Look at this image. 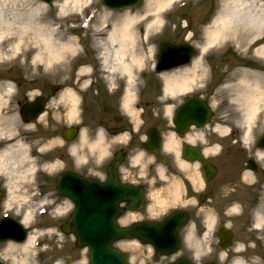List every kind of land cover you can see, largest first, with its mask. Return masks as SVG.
Wrapping results in <instances>:
<instances>
[{
	"label": "rangeland",
	"instance_id": "rangeland-1",
	"mask_svg": "<svg viewBox=\"0 0 264 264\" xmlns=\"http://www.w3.org/2000/svg\"><path fill=\"white\" fill-rule=\"evenodd\" d=\"M144 1L140 0L133 8L111 11L104 8L100 0H89L76 7V10H73L71 4L64 6V0H53L51 5H45L38 0H30L33 4L44 5L43 17L47 27L55 31L53 33L54 41L60 44H68L69 41H72L74 47V50L67 52L59 62L53 61L44 66L38 61L34 62L33 53L25 54L32 47L34 41V39L27 40V37H34L32 32L24 35L21 40H18L19 36L16 34L18 20H22V18L25 19V22L38 20L34 14H31L32 4L27 5L29 1L26 0H0L1 17L10 24L7 31L6 27H0V33L7 32L4 34L3 41L15 38L13 44L19 46V50L14 49L7 56L10 63L0 65V133L3 134V138H13L8 146L12 147V150H17L14 152L17 157L16 163L9 157L3 164H0V221L2 219L17 221L28 231L27 239L30 234L35 239L30 252H16L12 256L5 254L8 245H23L27 239L21 244L0 243V263L88 264L86 249L76 245V238L73 235L64 234L59 229L66 221L71 204L61 201L59 198L56 199L53 191L50 194L47 193V190H53L54 185L47 186V182H37L35 177L31 178V172L29 173L31 164L25 162L27 148H29L27 137H33V143L30 146H33L36 151L39 150L40 153L47 150V153L50 151L49 154H62L66 147L62 148L64 141L61 142L60 135L64 128L73 126L79 130L77 138L72 143L76 144L73 155L78 162H86L89 167L99 163L109 153L112 138L111 134L101 126V121L107 123L105 116L110 117V115L106 113L102 116V99L95 96L97 85L94 82L97 83L99 74L106 71L107 66L114 68L117 65L113 63L112 58H107L108 61L106 58H102L100 50L95 46L102 42V33L109 30L111 26L110 19L102 24L101 14L103 11H111L121 15L125 10L131 11L132 14L140 13ZM184 3L187 5L179 8ZM218 6L219 0H174L162 11V22L151 30L148 40L145 39L143 24L139 25L137 29L139 45L136 53L142 56L143 64L135 66L133 69L134 76L136 75V79L143 85L138 102L141 101L144 106L142 105L143 108L140 109H143L144 115L148 116L147 119L146 116L143 119L141 117L138 123L141 127L140 130L147 129L155 123H158L161 129L162 126L156 115H163V121H167L171 106L178 105L184 98L182 94L176 98L178 95L176 92L173 99V96L165 93L162 82L152 75L151 66L152 62H155L159 43L165 39L174 44H191L197 51L196 59L202 60L204 70L199 69L196 73V83L190 90L199 94L206 91L203 101L211 109V118L208 124L197 129L199 132L201 131L200 136L193 137L195 144L208 142L203 145L204 148L208 145L216 149L211 152L212 154L206 155V158L218 166V173L208 183V188H211L213 192L212 198H210L211 202L204 201L200 206L202 209L200 214L210 222V225L206 224V236L203 238L197 236L195 233L197 227L191 221L181 235L182 244L179 251L151 264H170L178 257L191 260L190 255L194 263L205 262L210 251L208 247L210 234L216 224L220 225V223L230 227L236 237L231 249L219 250L221 256L218 264H264V239L253 230L257 208L263 198L262 189L264 187V166L256 159L255 151L256 142L259 137L264 135V130L255 136L252 150L249 152L244 150L241 142L243 130L226 128L225 134H220L216 130L219 126L225 128L221 124V119L225 116L228 105L222 88L228 77L242 70L263 71L264 66L263 62L252 54V51H247L251 39L243 48L239 49L235 43L226 42L227 39L231 40L227 36L223 42L221 40V43L207 50L204 34L218 12ZM92 15L95 16V20L88 23ZM34 28V25L31 24V31ZM260 39L261 41L252 50L258 49L259 44H264V31H262ZM203 47L205 48L204 52H202ZM17 55H21V57L15 62L14 57ZM106 62L109 63L106 65ZM140 73H144V78L138 77ZM104 74L106 75V73ZM121 75L116 72L113 76ZM133 80L132 82L136 84L137 80ZM92 82L93 85H91ZM5 85H10L12 90L6 91ZM204 85L207 86L206 90L198 88ZM139 86L140 84H138ZM89 87L90 89H88ZM52 89H57L55 95ZM16 91L20 97L24 96L25 99H32L38 96L41 91L47 94L45 115L40 121L26 125L20 122L16 117L14 104ZM62 95L66 99H61ZM165 100H168V103ZM109 105H113V102L110 101ZM71 111H74V116L70 114ZM120 113L126 114L124 108L118 112V114ZM124 118L126 119V117ZM36 130H38L37 133ZM161 130L164 132V129ZM190 130L192 135L195 128ZM16 132L17 135H15ZM100 133L104 136L103 142L98 144L99 146H96L95 149L89 150L90 142H94L93 140L101 135ZM202 136L207 140L206 142L203 141ZM20 145L24 146L19 147ZM247 161H252L257 167L256 170H249L246 167ZM60 162L56 158L53 161L55 163L53 168L48 169L49 167L46 166V171H53L60 165ZM142 166L144 165L142 164ZM31 169L38 168L33 165ZM248 172L252 174L253 183L256 184L244 188L240 184V178L241 175ZM194 176L195 171L191 170L190 177ZM192 182L190 179L192 185H190L191 192L189 191V194L192 198L186 201L187 203L198 202V195L204 193L203 182L198 183L197 187H194ZM183 191L184 189L181 193ZM163 198L168 203H173V200L168 196L165 195ZM233 207L236 209L234 210ZM146 215H151V212ZM125 242L128 240L117 241L114 243V247L128 257L130 264L150 263L153 253L150 247L139 248L135 243L126 244Z\"/></svg>",
	"mask_w": 264,
	"mask_h": 264
},
{
	"label": "bare ground",
	"instance_id": "bare-ground-1",
	"mask_svg": "<svg viewBox=\"0 0 264 264\" xmlns=\"http://www.w3.org/2000/svg\"><path fill=\"white\" fill-rule=\"evenodd\" d=\"M26 1H29V3L27 2V5L32 4L33 9L31 11V14H34V16L38 18V20H34L32 22H25V19L23 18L22 20H18V29L16 30V34L19 36L18 40H21L24 35H28L30 34V32H32L31 34L34 36L33 38L27 37V40L34 39V41L32 42V47H30L25 54L33 53V56H35L34 62L38 61L44 66H47V64H50L53 61L59 62V60L64 58V55L67 52H72L74 50L72 41H69L68 44H60L54 41L55 39L53 38V33L55 31L50 27H47V24L45 23V19L43 17L45 9L44 5L41 3L33 4L30 2V0ZM87 1L89 0H64V6L71 4L72 8H74L73 10H76V7H79V5L86 3ZM173 1L174 0H145L144 6L142 7V12H135L134 14H132L131 11L125 10L123 14L117 15L111 11H119L128 8H133L136 5L118 9H111L104 6L102 4V0H100V3L104 8L111 10L102 12V24L105 23V21H107L108 19H110L111 26L109 30L102 33V42L97 43L95 46H97V48L100 50L102 58H112L113 63L117 65L114 68L111 66H107L105 68L106 71L101 72V80L104 83H107L109 89L116 90L117 84H115L116 77L113 76L114 73L117 72L119 74H122L121 76L127 78L125 79V89H123L122 107L124 108V111L129 117V119L131 120V123L135 126L134 130L132 127L130 128L133 133H138L136 132V129L139 130L141 128L138 123L141 120V112H143V109L139 110L138 108H135L138 100L137 97H139V93L136 86L138 84H141V82L136 79V75L134 76L133 68L135 66H140L141 64H143L142 56L139 53H136V49L139 45V33L137 29L139 25L143 24V31L146 35L145 39L148 40V34L151 32V30L156 28L162 22V11L164 10V8L170 6ZM1 16L2 14L0 13V27H6L7 31L9 29L8 25L10 24L9 22L5 21ZM94 20L95 16L92 15L91 20H88V23L90 21L93 22ZM31 24H33L35 27L34 29H32V31L30 29ZM209 24L210 26L206 28L204 34L206 36L205 46L208 47L207 50L212 47L214 48L215 45L221 43V40L223 42L227 36H229L231 40L227 39L228 41L226 40V42L231 41L235 43V45L239 49L243 48L244 45L248 43L251 39L252 41L249 43V48L247 49V51H252V54L255 57L259 58L263 62L262 65L264 66V44H259L258 49L252 50L254 46L257 45L259 41H261L260 35L262 31H264V0H219L218 12ZM104 29L106 28L104 27ZM6 31L4 33H0V65L9 64L10 61L7 59V56L11 54L12 50H17L19 47L18 44H13V40H15V38L3 41L4 34L7 33ZM163 41L166 40L164 39ZM161 42L159 43L160 45ZM204 50L205 48L203 47L202 52H204ZM20 57L21 55L15 56L14 61L16 62ZM157 60L158 58L155 59V62H157ZM102 61L103 60L101 59V62ZM106 61H108V59ZM155 62H152V66ZM108 63L109 62H106V65ZM202 64L203 63L201 59H195L189 67H183L181 63H179L178 67H176V65L173 67L171 66L167 69H162L161 72L163 74L160 76V79L164 85L165 93L173 97L178 93V95H176V97H178L179 95L190 90L196 83V73L199 71V69L204 70ZM104 73H106V75ZM133 79L137 80V82H135L136 84L132 82L134 81ZM93 84L94 83L92 82L91 85ZM5 90L10 92L12 88L10 87V85H5ZM222 91L224 96L227 97L225 100L228 105V110L225 116H223L221 119V124L225 128L219 126L216 130L220 134H225L226 128L232 130H243L241 142L244 150L246 149L245 151L249 152L252 150L255 136L259 132L264 130V70H242L236 74H232L228 77L227 81L225 82ZM62 98L66 99L64 95L61 96V99ZM195 98L197 97H194L193 100H196ZM202 102L205 103L204 101ZM34 103L41 105V110H39L40 107L38 106L35 110H32V112L30 111L26 113L27 116L25 117V119L27 120L29 119V116L33 117L34 115H36L35 119H38L40 121V119H42L45 115L44 112L42 113V111L44 110L43 99L33 97V101L29 102V104L32 105ZM182 106V104L171 106L169 118L167 119L168 123H166L167 121H163V116L161 118H158L162 126L161 129H164V132L160 128L157 129L153 126L147 128V132H143L144 129H141L140 132L141 134H143V139L146 140L145 143L141 141V143L143 144L141 151H146L148 154L151 155L152 153L154 154V152L158 150L157 148L159 147L158 141L161 140V137L163 136L165 143H163L162 149L166 151H174L175 158L172 160V162H176V164H178L179 167L183 169V171H195V176L190 177V179H192L193 181V186L197 187L198 183L200 184L208 178L212 179L218 173V166L214 163H211L209 159H206V155L208 156V154H210L212 151H216V149L211 148L207 145V149L203 148L201 150L202 152H200L192 146L195 143V138L193 136H200L201 133V131L199 132V130H197L199 129V127L195 126V130L193 131L195 134L193 135L192 132V135H188L187 139L190 143L185 144V146L188 145L191 147L189 149V153L184 151L182 156L179 157V155H181L183 151L180 148V145L182 143L180 139L186 134L188 130H190L191 126H194L189 125L186 128L181 127L183 125L178 123V119H170L171 116L173 118L174 111H179ZM188 108H190V106ZM73 113L74 111L70 112V114L74 116ZM163 123L166 126H164ZM72 131L76 133V129L73 127L64 128L62 131V135H60L62 139L61 142L66 141L67 139L63 136L65 133H68L73 137ZM100 134L101 135H98V137L93 140L94 142H90V139L88 140L91 143L89 144V150H92L93 148L95 149L96 146H99L98 144H101L103 142L104 136L102 133ZM2 135L3 134L0 133V137H2ZM126 137L127 135L121 137V141H124ZM4 138L7 141L10 139L9 137ZM203 141L206 142L207 140L203 139ZM147 143L149 145H147ZM207 143L208 142L204 144L206 145ZM105 144L106 141L104 142V145ZM112 145L113 144L111 143L109 151L112 150ZM21 146L23 147L24 145H20L19 147ZM151 147L153 150L150 149ZM75 148L76 144H73L71 147L72 153H74ZM16 151L17 150H12V147L7 145L1 148L0 164H3L5 162V159H8L9 157L14 159V162L16 163L17 157L14 153ZM123 152L125 153V151ZM255 153L256 159L264 166V148L257 147ZM138 156L139 157L134 159L131 164L136 165L140 163V166H142L143 164L144 166H142V168L144 169L146 168V165H150L152 160L151 157H146L145 159H143V156H141V154H138ZM124 157L125 155H119L120 162H122ZM26 161L28 162L27 158H25V162ZM165 161L167 162V160L163 158V162ZM118 165H120L119 160H116L114 164L109 167L107 173L109 174L110 172H112L109 170ZM29 170L30 173L32 169L30 168ZM158 172L164 173L163 169L161 168ZM161 177H163V175H161ZM253 182V176L249 172L241 175L240 184L242 187H251L256 184ZM89 184H92L94 186V190L91 191V200L93 201V203L95 202L94 206L98 213H104L108 219H112L113 217L116 218V205L115 203L108 201L109 199H111L110 195L112 194L105 193L104 189L102 190L101 188H99V185H96L98 183L95 179H90ZM122 188L124 190L129 189L123 186ZM182 190L183 186L180 183H175L171 188L167 190V194H164V190L154 191L150 193L149 196L151 199V205H149V213L151 212V215L149 216L159 217L164 213V211L168 207L178 208L175 206H178L179 204H181V206H184L186 204L187 198H184V200L180 199ZM262 194L263 198L259 202L257 208L255 223L253 224V230L256 231L264 239V187L262 189ZM165 195L173 200L172 204L168 203L166 199L163 198ZM139 198H142L141 193H139V195H125L124 192V197H120L118 199V204L124 201L126 203L137 205L139 203ZM233 209L235 210L236 207H233ZM134 214H136V212H134ZM134 214H128L129 220H136V215ZM180 214L181 213L179 212H173L169 217L166 218V220L175 218L178 221L177 226H179L183 222V217ZM183 215L185 216L186 221L187 214ZM208 221L205 220L206 224L208 223V225H210V222ZM135 224L140 223L135 222ZM119 225H121L119 226L121 228L125 227L121 224V222L119 223ZM143 226L144 225H138V227ZM34 242L35 239L30 234L23 245L9 244L5 254L7 256H12L16 252L28 253L34 245ZM130 242L131 244L135 243L139 248L145 247V245L143 246L137 240L135 241V239H128V242L125 243L129 244ZM149 245L153 247L152 244ZM85 249L87 251V262L89 263L88 248ZM162 258L164 257H161V259Z\"/></svg>",
	"mask_w": 264,
	"mask_h": 264
},
{
	"label": "flooded vegetation",
	"instance_id": "flooded-vegetation-1",
	"mask_svg": "<svg viewBox=\"0 0 264 264\" xmlns=\"http://www.w3.org/2000/svg\"><path fill=\"white\" fill-rule=\"evenodd\" d=\"M101 74H99L97 83L96 81L94 82L97 86L95 87V96H98L99 98L102 99V116L104 114L109 113L110 117H106L107 123H103V120L101 121V126H103L109 134H111L112 138V150L107 157V161L102 163L99 167H88L84 166L82 163L78 162L76 158L71 155L68 152V146L63 145L62 148L66 147V149L63 150L62 154L54 153V154H49L50 151L47 153V150L44 151L43 153H40L39 150L36 151V149L33 148V146H30L33 142L32 136H28V143H29V148H27L28 152L26 155V158L28 159V163L31 164V168L33 165L38 168V169H32L30 175L31 178H36L37 182H47V186H52L55 185L56 183V177L60 173L63 172H71L76 175H79L81 177H86L88 175H92L95 179H98L102 183H106L109 178L108 172V166L111 164V162L114 159V156L116 153H120L125 151L124 159L122 162L119 163L115 169V176L116 180L118 181L120 185V192L125 195H139L141 193L142 198H139L140 204L134 205L126 202H122L121 204L118 205L119 209L122 211L121 216L118 219V223L121 222L122 225L124 226H129L135 222H145V221H160L155 219L152 216L146 215L149 211V205L151 204V199H150V193L154 191H159V190H164V194H167V190L171 188L175 183H180L183 186L184 191L180 195V199L184 200V198H187V201L192 198V196L189 194L190 191V172H185L183 169L179 167L176 162H172V160L175 158L174 156V151L173 150H163L162 145L165 143L163 136L161 137V140H159V147L157 148L154 152V154H148L146 151H141L139 149V145L141 144V141L145 143L146 140L143 139V134H141V130H137L136 132L138 133H133L132 130L130 129L131 127L133 130L135 129L133 124L131 123V120L127 116V114L120 113L118 114L119 111L123 110L122 107V95H123V84L122 83H115L116 85V90L109 89V86L104 83L101 80ZM47 89V88H46ZM54 90V95L57 93V89H52ZM141 91H138L139 97H141ZM44 91L39 92L38 96H35L34 98H43V103L44 107L47 106V94H44ZM50 94V93H49ZM18 92L16 91L15 99H14V104H15V109H16V117L20 120V122L23 123V118L21 117V111L23 106H25L27 103L33 101L32 99H28L23 96H19ZM115 99V101H113ZM137 100V105L135 108H143L141 101L138 102ZM113 102V105H109V103ZM144 106V105H143ZM45 110V108H44ZM119 110V111H118ZM118 111V112H117ZM145 114V111L141 112V117L142 119L144 116H146L147 119V114ZM126 117V119L124 117ZM159 115H156V118ZM39 120H37L38 122ZM36 122V121H35ZM34 122V123H35ZM143 122V121H142ZM158 122V121H157ZM142 124V123H141ZM24 125H26L24 123ZM153 127L159 129L160 125L158 123L153 124ZM38 130H36V133ZM143 132H147V129H144ZM35 133V134H36ZM132 133V134H131ZM191 134V130H188L184 136L181 137V145L180 148L183 150L181 155L182 156L184 149H185V144L190 143L188 138V135ZM17 135V132L16 134ZM127 135L126 141H121V137ZM35 136V135H34ZM38 137V136H36ZM15 138V137H14ZM11 139H9L10 141ZM119 140V141H116ZM115 142V143H114ZM124 142V143H123ZM192 145V144H191ZM6 146L4 143H0V149ZM193 147H198L199 150L201 151L203 149L202 146H199L197 144H193ZM152 149V147L150 148ZM153 150V149H152ZM143 152V153H140ZM202 152V151H201ZM138 154H141L143 156V159L146 157H151V163L150 165H146V168H140V163L138 165H133L131 162H133L134 159H136ZM58 158L61 162L60 168L53 169L51 172H47L45 167H49L48 169L53 168L55 163L53 161ZM163 158L167 160V162H163ZM38 165V166H37ZM163 169L164 173H159V169ZM144 169V170H143ZM34 170V171H33ZM142 172V173H141ZM163 177H161V175ZM123 187L129 188L127 190H124ZM50 191V192H48ZM204 193L203 196L198 195V203L195 204L196 207L198 205H201L200 200L203 201H210L209 198H212V189L208 188V184L205 185L204 187ZM52 190L49 189L47 190V193H51ZM191 192V191H190ZM150 201V203H149ZM140 207L138 208V212L134 214L135 212V207ZM187 205V204H186ZM134 209V210H133ZM200 208H196V210L189 209L187 211L188 217L191 221L194 222L195 226H197V234L200 235L201 237L204 236L205 232L204 229L206 228L204 225H201L202 223H205V220L203 219L202 215L199 214L202 212V210L199 211ZM199 212H198V211ZM128 214H134L136 215V220H129ZM220 223V222H219ZM200 225V226H199ZM223 225L220 223V227ZM219 228H217L215 231H213V234H211V240L213 243L212 247V253H211V262H214L215 264H218L219 261V242L217 238V231ZM221 251V250H220ZM154 261V259H152Z\"/></svg>",
	"mask_w": 264,
	"mask_h": 264
},
{
	"label": "water",
	"instance_id": "water-1",
	"mask_svg": "<svg viewBox=\"0 0 264 264\" xmlns=\"http://www.w3.org/2000/svg\"><path fill=\"white\" fill-rule=\"evenodd\" d=\"M39 1L50 5L53 0ZM137 2L138 0H102V4L111 9L134 6ZM188 52H190V48L187 46L174 45L169 41L161 43L158 55V71L162 70V68L167 69L171 66L178 65L179 63L177 64V60L182 57H186L185 63L189 55ZM38 106L40 107L39 110H41V105L36 103L32 105L28 104L25 106L23 112L25 114L30 111L32 112V110H35ZM189 106L190 108H188ZM209 116V108L203 102L191 99L175 113L173 119H178V123L183 125L181 127L186 128L189 125H194L200 128L207 123ZM35 118L36 115L33 117L29 116V119L26 121L29 122ZM74 135L75 133L73 132V137ZM63 136L67 138L66 141H71L73 139L68 133H65ZM258 146L264 147V137L258 142ZM248 168L252 170L255 169L251 163H248ZM110 174L112 177V173ZM208 180L209 178L206 179V181ZM74 185L78 187V193L75 192L76 190H73ZM99 188H101V186H99ZM92 190H94L92 184L83 183L82 181H74L73 184H65V180H62L57 184V193L59 195L69 196L75 204V212L69 221V224H71L73 228H69V225H65L61 227V230L64 233H73L76 238V244L79 247L88 248L89 264H127L126 258L111 246L114 241L122 238H138L143 243H150L153 245L158 256L169 255L177 250V232L186 222V218L182 213L180 215L183 217V222L179 226H177L178 221L175 218H171L160 224L121 230L115 226L114 217L108 219L104 213H98L94 206L95 202L93 203L91 200ZM104 192L108 193L107 191ZM110 200H112V198L108 201L110 202ZM219 236L221 237V246L223 248L229 246L228 241L230 239V234H225L222 230ZM25 238L26 231L15 221L3 220L0 222V242L10 240L16 243H22ZM174 264L189 263L181 259Z\"/></svg>",
	"mask_w": 264,
	"mask_h": 264
}]
</instances>
